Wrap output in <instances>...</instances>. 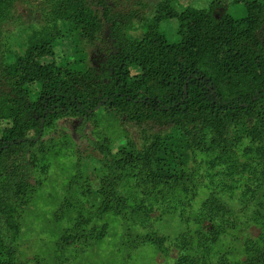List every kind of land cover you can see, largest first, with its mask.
<instances>
[{
    "label": "trees",
    "instance_id": "trees-1",
    "mask_svg": "<svg viewBox=\"0 0 264 264\" xmlns=\"http://www.w3.org/2000/svg\"><path fill=\"white\" fill-rule=\"evenodd\" d=\"M17 3L37 5L43 13L41 26L26 31L21 54L9 29L19 21ZM124 4L0 0V121L8 124L0 137V264H41L21 259L19 237L25 211L48 172L42 159L53 148L45 132L60 120L96 123L113 116L164 129L118 149L107 139L93 144L103 176L100 189L89 193L100 200V215L130 220L131 205L122 189L126 176L153 206L174 204L178 189L191 181L183 166L200 155L218 154L244 172L254 164L264 168V0H233L241 17L226 8L218 15L221 4L215 1L209 8L178 11L176 0H163L152 19L143 21L142 36L129 35L135 12H125ZM172 20L178 21L174 42L162 29ZM63 40L75 46L72 60L58 52ZM99 43L108 55L97 68L88 50ZM240 152L245 161L239 160ZM75 180L87 177L79 173ZM212 199L201 215L218 216ZM87 222H77L76 234L66 231L60 243L99 239L94 230L83 232ZM211 233L212 241L220 235ZM141 238L160 244L151 236ZM247 250L242 264H264V230Z\"/></svg>",
    "mask_w": 264,
    "mask_h": 264
},
{
    "label": "rangeland",
    "instance_id": "rangeland-1",
    "mask_svg": "<svg viewBox=\"0 0 264 264\" xmlns=\"http://www.w3.org/2000/svg\"><path fill=\"white\" fill-rule=\"evenodd\" d=\"M124 1V11L135 12L129 35L142 36L143 21L152 19L163 0ZM214 1L221 4L216 7L218 15L224 8L235 17L243 15L233 0H176L175 7L178 11L185 6L209 8ZM16 11L19 21L9 29L17 42L15 51L21 54L26 31L41 26L43 13L37 5L20 3ZM162 29L170 41L177 40V20L163 22ZM103 46L99 43L88 50L91 66L98 68L106 60ZM58 52L72 60L75 46L71 40H63ZM6 126L7 122L0 121V137ZM160 131L164 129L138 127L113 116L96 123L65 119L48 129L44 139L52 142L53 150L42 159L48 169L46 180L25 211L19 237L21 259H38L41 264H242L249 257L247 247L257 242L264 230L263 165L254 164L253 170L244 172L242 166H229L218 154L200 155L195 163L183 166L191 181L178 189L174 204L166 205L151 206L136 182L126 176L122 189L131 205L130 220L112 213L100 215V200L89 193L100 189L103 176L100 154L93 144L107 139L118 149L130 141L139 144L146 133ZM238 157L245 161L242 152ZM79 173L87 181L77 183ZM211 199L213 213L220 210L217 217L201 215ZM81 220L88 221L82 227L84 233L94 230L100 238H74L73 244L62 245V235L66 231L75 235L73 227ZM216 230L220 235L212 241L211 232ZM146 235L160 244L144 243L141 237Z\"/></svg>",
    "mask_w": 264,
    "mask_h": 264
}]
</instances>
